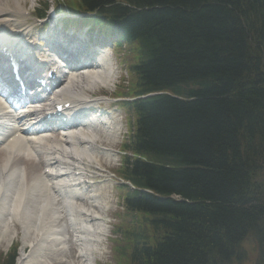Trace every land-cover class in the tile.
I'll use <instances>...</instances> for the list:
<instances>
[{
  "label": "trees",
  "instance_id": "16d2710c",
  "mask_svg": "<svg viewBox=\"0 0 264 264\" xmlns=\"http://www.w3.org/2000/svg\"><path fill=\"white\" fill-rule=\"evenodd\" d=\"M76 4L133 50L125 95L152 94L129 107L115 264H264V0Z\"/></svg>",
  "mask_w": 264,
  "mask_h": 264
},
{
  "label": "bare ground",
  "instance_id": "6f19581e",
  "mask_svg": "<svg viewBox=\"0 0 264 264\" xmlns=\"http://www.w3.org/2000/svg\"><path fill=\"white\" fill-rule=\"evenodd\" d=\"M35 3L36 0H0V26L5 27L0 31L4 30L3 37L8 38L11 43L15 39L20 40L26 47V53L33 52L36 48L33 42L29 41V32L22 28L21 23L26 21V14L30 12L27 7L32 8ZM33 55L38 63L50 62L53 65V59L45 53L36 52ZM100 58L97 71L72 74V79L65 84L63 81V85L54 92L55 97L72 102L75 110L72 114L87 110L90 104L86 95L87 89L98 85L102 88L111 82L112 69L108 56L101 54ZM43 106H48V103L45 101ZM5 112V106L0 100V246H4L6 242L10 243L14 237L13 227L17 225L24 233L22 246H36L33 248L32 255L20 256L19 264H50L49 260L42 256L44 249L40 246L52 239L59 240L57 236L62 235L63 228L56 227L57 222L54 219L62 216L60 208H63L70 218L81 219V221H75V218L70 219V225L74 226L70 229L75 234L74 238L81 243L80 254L84 253L93 233L91 226L86 223L96 218L95 214L93 215L98 210L96 206L106 203L107 198L97 197L96 190L90 198V207L82 206V196L78 198L73 196L78 194V191L72 180L67 177L69 174L67 164L70 165V162L78 159L77 164L80 167L90 168L83 159L97 164L101 163L100 156L105 157L106 160L109 159L110 152L97 146L94 141L115 139L113 133L118 129L115 125L116 121L103 120L104 124H100V119L90 114L88 125L76 131L81 133L80 135L69 130L66 134L71 133V136L67 137V140H55L52 136H45V133L41 132L44 136L31 139L26 144L21 141V137L26 134L20 128L15 129L12 126V123L19 126L16 116H10ZM7 133L8 135L5 136ZM14 134H18V137L5 145L7 139ZM35 150L37 154L34 156ZM64 157L62 166L66 172L62 177L48 176L47 179L41 177L44 169L52 171L56 164L59 165L56 161ZM22 166L25 167L24 173L20 170ZM54 184L59 188L57 195H54ZM44 195H47L46 198ZM53 198H62V207H58ZM76 200L79 206L68 208V205ZM39 203L48 204L47 208L41 209L44 210L42 219L38 214L41 211L38 208ZM92 248L97 250V246Z\"/></svg>",
  "mask_w": 264,
  "mask_h": 264
},
{
  "label": "rangeland",
  "instance_id": "374dc122",
  "mask_svg": "<svg viewBox=\"0 0 264 264\" xmlns=\"http://www.w3.org/2000/svg\"><path fill=\"white\" fill-rule=\"evenodd\" d=\"M77 0H36V3L33 5V7L35 8L36 10V7H47L49 8V11L47 13L50 12V10H52V6H54L55 8H64V6H70V7H73V6H76ZM30 7H27V10L29 9ZM32 11V9H30V12ZM29 19H32L33 18L30 16ZM35 21V19H34ZM31 23V21L29 22ZM34 25V24H33ZM111 51V49H110ZM112 52V51H111ZM112 54L114 55V57L116 56L115 53L112 52ZM124 54V52H123ZM116 70L114 69L113 71V74L115 76V78H119V80H113L112 84L104 89L96 86L92 89V92L91 93H94L92 96H91V99L93 100H97V101H100V100H105L106 101V98H109L110 95H113V90L115 88V86L117 85L118 82L119 83V86H121V83L123 81V79L126 78V81L128 83L131 82V76L126 72V74L124 75V72L120 74V69L117 65V62H116ZM106 97V98H105ZM106 104V103H105ZM106 107L103 106L101 107V110L100 111H108L110 112V110H106L105 109ZM117 115H114L116 117V120L120 121L121 123H125V120H124V117L121 113L117 112L116 113ZM125 133L126 131L123 133L125 136ZM119 138V137H118ZM117 138V139H118ZM123 138V137H122ZM116 139V141H117ZM119 142L116 143V145L118 144ZM107 144H104V148H107L106 147ZM116 147L115 145H113L112 148H110V150H113L115 151L114 153H112V155L116 156L114 158H111V165H113L112 169L110 170V172H113L115 170V167L116 165L118 164L117 162V159H118V154H117V151H116ZM101 161L104 163V164H107L109 161L105 162L104 160L101 159ZM103 164V165H104ZM105 169V168H104ZM107 170V169H106ZM105 180V179H104ZM104 185V182H101L98 187L102 188ZM105 187V191H106V197L108 198V195L111 197V198H108L107 200V203L109 205V209L111 210L115 204H117V200H116V197H115V192H114V189H113V186H112V182L110 181V179L108 180L107 182V186H104ZM1 251V250H0ZM105 260H107V256L104 254L102 257H100V261L104 262ZM244 264H252V256H249L247 258V260L244 262Z\"/></svg>",
  "mask_w": 264,
  "mask_h": 264
}]
</instances>
